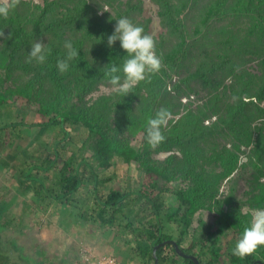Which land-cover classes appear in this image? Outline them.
<instances>
[{
  "label": "trees",
  "instance_id": "16d2710c",
  "mask_svg": "<svg viewBox=\"0 0 264 264\" xmlns=\"http://www.w3.org/2000/svg\"><path fill=\"white\" fill-rule=\"evenodd\" d=\"M158 2L163 30L152 37L162 67L126 96L98 92L105 72L128 58L119 41L109 48L107 38L123 17L149 32L143 0H20L0 17V31L10 35L0 38V143L21 141L2 164L20 178L22 193L35 189L44 208L66 205L77 222L115 229L133 250L125 264H156L155 246L172 238L201 264H254L264 260V246L240 259L232 255L237 241L223 243L227 233L241 237L252 213L232 205L235 195L218 193L247 154L246 164L261 172L251 180V201L264 208V0ZM35 41L45 44L43 64L26 62ZM65 41L79 55L61 73ZM18 92L30 109L14 118ZM161 108L171 118L161 128L165 140L153 149L147 121ZM33 128L37 137L51 130L53 141L28 154L22 147ZM161 152L169 154L153 155ZM210 161L223 170L209 171ZM133 166L145 172L137 187L127 181ZM202 208L215 222L185 247ZM157 255L158 264H195L172 243Z\"/></svg>",
  "mask_w": 264,
  "mask_h": 264
},
{
  "label": "rangeland",
  "instance_id": "374dc122",
  "mask_svg": "<svg viewBox=\"0 0 264 264\" xmlns=\"http://www.w3.org/2000/svg\"><path fill=\"white\" fill-rule=\"evenodd\" d=\"M10 1L11 0H7L8 3H10ZM5 2L6 0H0V4ZM196 2H202V0H196ZM142 6V16L147 17L150 20L148 26L149 32L147 34L151 36H158L163 30L159 22V16L157 14L159 10L158 0H143ZM70 33L71 31H69L68 34ZM21 79L22 78L20 77V80ZM17 89H19V87ZM102 91H113L112 86L108 83L107 80H105L104 83L101 84L100 90L98 92L100 93ZM15 99H17L18 104L17 109L14 112V118H16V114L26 115L30 109L28 106V98L18 92L15 96ZM138 99L136 100L135 105L137 104ZM30 106L32 107V105ZM34 108L36 109L38 108V106L34 104ZM214 118L215 117L209 118L208 122H210V120L212 121ZM53 135L54 134L51 130H47V133L43 134L42 137L40 136V140L43 139L44 141L47 140L49 142H52ZM225 141L226 140L223 139V142ZM19 143V138L13 140L11 143H4L3 146L0 147V159H2L4 155H8L9 153H11V149H14V146H20ZM33 145L35 144H32V146ZM168 154L169 153L167 152H161L154 153L153 155L163 159ZM247 160V154H243L240 157V163L238 164L237 171H235L230 177L225 178L222 181L221 191L220 193H218V198L223 199L225 198V196L235 195L237 199L232 202V205L241 206V211L244 213H253L254 210L261 208H257L254 202L251 201V180L253 181V178L255 176H259L261 172H253V166L250 163L246 164ZM205 165L209 171H212L213 169H216L215 171L223 170V167L219 166V163H216L214 161L207 162ZM6 169H8L9 171L12 170L11 168H8V166L4 170ZM144 173L145 172L140 171L135 166L131 167L127 175V181L130 186L137 187L141 183ZM12 178V174H9L8 171H0V194L10 193L11 191L15 190L17 183H15L14 185L11 184L12 182L14 183ZM260 178L261 181L264 182V176ZM179 183H181V185L186 184L183 179H180ZM8 184L13 185V188L11 190L5 186ZM169 185L173 189L176 188V182L170 183ZM19 193L23 196L21 190L19 191ZM5 201L7 200H5L2 195H0V264H32V262L27 257L25 258L26 260L21 261L20 255L24 253L31 254V256L36 259L35 264H42V256L40 254H44V252L57 253V256L59 258H62V255L66 254L69 251L72 252V258L75 264H83V261H81L82 251L83 249L88 248H86L83 243H80L81 249L78 252V255L81 260L74 257L77 251L75 247L79 245L80 239L75 240L73 238V236L75 235V230H78L80 227H82L83 224L77 223V220L75 218L73 222L71 221V217H69V219L64 218L63 213L65 212V214H68L69 211L67 210L66 205L64 206L65 211L64 209H62V211L58 210L54 213L49 212L47 208L44 210L40 208L30 212H23L22 209H19L18 213L15 214V218H12V213L9 212L6 206L7 203L5 204ZM41 209L43 211H41ZM74 222H76L77 224H74ZM214 222L215 217L211 210L207 211L205 208L200 209L195 215L194 223L191 226L190 232L187 236V240L183 245L185 247H189L190 242L192 240L198 239L201 235L202 230L210 229L213 226ZM235 241H237L236 238H228V233L225 234L223 238L224 244H227L228 242L233 243ZM9 247H11V249ZM91 251L94 252L95 250ZM108 254L117 256V254L113 252ZM124 255L125 254H123V256Z\"/></svg>",
  "mask_w": 264,
  "mask_h": 264
},
{
  "label": "clouds",
  "instance_id": "9594fccd",
  "mask_svg": "<svg viewBox=\"0 0 264 264\" xmlns=\"http://www.w3.org/2000/svg\"><path fill=\"white\" fill-rule=\"evenodd\" d=\"M20 0H11L9 4H0V17L7 18L10 8L19 4ZM105 11H107L105 9ZM5 37L0 31V38ZM116 41L120 42V47L127 53L128 58L124 60L122 66L113 65L105 72V77L113 90L126 96L131 92L133 86L144 81L146 74L158 73L162 67V60L156 55L155 40L149 34L144 33L141 26L134 24L129 18L123 17L116 20L114 31L107 38V45L111 48ZM64 47L68 50L67 60H58L57 68L63 73L69 68L67 61L74 59L79 53L73 48L71 41H65ZM46 47L43 41H35L31 44L30 52H27L26 62L35 61L43 64L46 61ZM120 73L123 75L121 76ZM171 118V113L165 109H159L154 118H149L146 127V141L150 147L156 148L165 140L161 128L165 126ZM261 246H264V209H256L251 215L249 226L245 227L241 237L237 240L232 255L243 259L252 255Z\"/></svg>",
  "mask_w": 264,
  "mask_h": 264
},
{
  "label": "crops",
  "instance_id": "0c3cea01",
  "mask_svg": "<svg viewBox=\"0 0 264 264\" xmlns=\"http://www.w3.org/2000/svg\"><path fill=\"white\" fill-rule=\"evenodd\" d=\"M35 131H39L36 128H33L31 133L27 135L28 140L25 141V150H27L28 154H30V152L32 153V150L34 149V147L36 145H38L39 147H42L41 144H39L41 141H44L43 139L40 140V136L37 137V134H35ZM37 137V138H36ZM32 138V140H31ZM38 139V140H36ZM47 141V140H45ZM21 145V141L19 143ZM32 144H35L32 146ZM3 146V143H0V147ZM14 148H17L14 146ZM27 148V149H26ZM12 151V149H11ZM13 152V151H12ZM6 156V155H4ZM8 156V155H7ZM6 158V157H4ZM14 159V158H13ZM13 159H11V162H13ZM8 166V165H7ZM7 166H4L2 164V159H0V171L5 172L8 171L9 174H12V180L14 181V183L12 182L11 184H15L17 183V186L15 188L14 191H11L10 193H6V194H0L2 195L5 200V204L7 203V208L9 210L10 213H12V218H15V214L18 213L19 209H22L23 212H30V211H35L37 209L42 208L43 210L46 209L44 208L41 204L40 201L36 199L35 197V189L29 190L25 193H23V196L19 193V184L21 182L20 178H17L15 174H13V170L9 171L8 169L4 170L5 168H7ZM8 168H11L10 166H8ZM12 169V168H11ZM8 184L5 185L6 187H8L10 190L13 188V185ZM19 190V191H18ZM41 209V211H43ZM62 209H64L65 211V207H61V208H57L56 206H50V208L48 207V211L49 212H53V211H62ZM64 218L69 219L68 214H65V212L63 213ZM74 218L71 219V221L73 222ZM77 223L83 224L82 227H80L78 230H75V235L73 236V238L75 240L80 239L79 241V245H77L75 247V249H77L76 251V255H74V257L80 259L78 252L80 251V243L91 250H95L94 252L98 253V254H108V253H116L118 258L125 263V261H127L129 258H131V255L133 253V250H131L129 248V246L125 243V241H121L118 240L119 236L117 234V231L113 228L104 226L102 224L99 223H95V222H82V221H78ZM76 222H74V224H77ZM86 223V224H84ZM16 243V242H15ZM55 246V245H53ZM123 254H125L123 256ZM25 258L27 257L32 264L36 263V259L34 257L31 256V254L27 253V254H22ZM42 257V264H49L50 262H56L59 261V259L61 261H66L67 263L65 264H75V262L73 261V256H72V252H67L66 254L62 255V258H59L58 256L56 257L55 253H46L44 252V254H40ZM58 259V260H57ZM81 260V259H80ZM24 261V260H23ZM83 261V258L82 260ZM85 262L83 261V264ZM86 264V263H85ZM183 264V263H181Z\"/></svg>",
  "mask_w": 264,
  "mask_h": 264
},
{
  "label": "built area",
  "instance_id": "2783aa9c",
  "mask_svg": "<svg viewBox=\"0 0 264 264\" xmlns=\"http://www.w3.org/2000/svg\"><path fill=\"white\" fill-rule=\"evenodd\" d=\"M82 258L86 264H125L115 255L98 254L91 249H83Z\"/></svg>",
  "mask_w": 264,
  "mask_h": 264
},
{
  "label": "water",
  "instance_id": "95a60500",
  "mask_svg": "<svg viewBox=\"0 0 264 264\" xmlns=\"http://www.w3.org/2000/svg\"><path fill=\"white\" fill-rule=\"evenodd\" d=\"M166 243H172L175 245L178 253L183 256V257H187V258H191L195 261V264H201L200 263V260L198 258L197 255L195 254H191V253H187L183 248L182 246L180 245V243H178V241L174 238L172 239H167L165 241H163L162 243L158 244L155 246V249H154V252H155V256H156V264H158V261H159V257L157 255V250L164 244ZM257 263H260V264H264V260H262L261 258L257 260V262H255L254 264H257Z\"/></svg>",
  "mask_w": 264,
  "mask_h": 264
}]
</instances>
